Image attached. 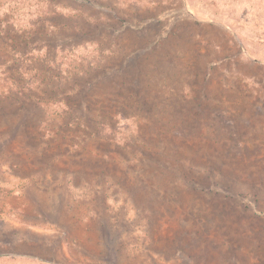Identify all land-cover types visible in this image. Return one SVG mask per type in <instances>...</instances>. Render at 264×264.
I'll return each instance as SVG.
<instances>
[{
    "label": "rangeland",
    "instance_id": "rangeland-1",
    "mask_svg": "<svg viewBox=\"0 0 264 264\" xmlns=\"http://www.w3.org/2000/svg\"><path fill=\"white\" fill-rule=\"evenodd\" d=\"M88 1L0 0V264H264V0Z\"/></svg>",
    "mask_w": 264,
    "mask_h": 264
},
{
    "label": "trees",
    "instance_id": "trees-1",
    "mask_svg": "<svg viewBox=\"0 0 264 264\" xmlns=\"http://www.w3.org/2000/svg\"><path fill=\"white\" fill-rule=\"evenodd\" d=\"M72 1H75V2H79V1H86V2H89L88 0H72ZM26 89V92H32L31 91V89H28V87H26L25 88ZM28 98H30L29 100H31L30 102H35V101H33L32 99H35V100H37V99H39V98H34V96L33 95H31V96H28ZM41 101V100H40ZM78 114H82V115H84L85 114V112H84V110L83 109H81V110H77L76 111ZM157 161H160V160H157Z\"/></svg>",
    "mask_w": 264,
    "mask_h": 264
}]
</instances>
